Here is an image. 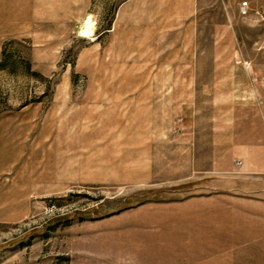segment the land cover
Masks as SVG:
<instances>
[{
  "label": "rangeland",
  "instance_id": "obj_1",
  "mask_svg": "<svg viewBox=\"0 0 264 264\" xmlns=\"http://www.w3.org/2000/svg\"><path fill=\"white\" fill-rule=\"evenodd\" d=\"M0 264H264V0H0Z\"/></svg>",
  "mask_w": 264,
  "mask_h": 264
},
{
  "label": "bare ground",
  "instance_id": "obj_2",
  "mask_svg": "<svg viewBox=\"0 0 264 264\" xmlns=\"http://www.w3.org/2000/svg\"><path fill=\"white\" fill-rule=\"evenodd\" d=\"M90 26V25H89ZM87 26L86 30H90L91 27ZM82 31H85L84 29ZM88 32V31H87Z\"/></svg>",
  "mask_w": 264,
  "mask_h": 264
},
{
  "label": "built area",
  "instance_id": "obj_3",
  "mask_svg": "<svg viewBox=\"0 0 264 264\" xmlns=\"http://www.w3.org/2000/svg\"><path fill=\"white\" fill-rule=\"evenodd\" d=\"M241 5H242V6H245V5H246V2H242Z\"/></svg>",
  "mask_w": 264,
  "mask_h": 264
}]
</instances>
